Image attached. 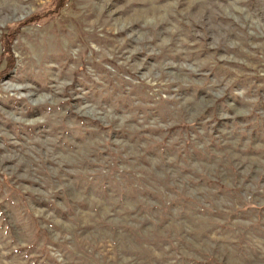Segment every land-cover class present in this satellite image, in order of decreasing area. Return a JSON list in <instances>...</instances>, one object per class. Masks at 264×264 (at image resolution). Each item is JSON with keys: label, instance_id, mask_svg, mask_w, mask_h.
<instances>
[{"label": "rangeland", "instance_id": "obj_1", "mask_svg": "<svg viewBox=\"0 0 264 264\" xmlns=\"http://www.w3.org/2000/svg\"><path fill=\"white\" fill-rule=\"evenodd\" d=\"M0 264H264V0H0Z\"/></svg>", "mask_w": 264, "mask_h": 264}, {"label": "trees", "instance_id": "obj_2", "mask_svg": "<svg viewBox=\"0 0 264 264\" xmlns=\"http://www.w3.org/2000/svg\"><path fill=\"white\" fill-rule=\"evenodd\" d=\"M5 41V44L4 45V52L8 53L9 54V51H8V46H7V42L9 41V37H4V40ZM10 57V61L9 63H12L13 61H11V58H12V55L9 56Z\"/></svg>", "mask_w": 264, "mask_h": 264}]
</instances>
